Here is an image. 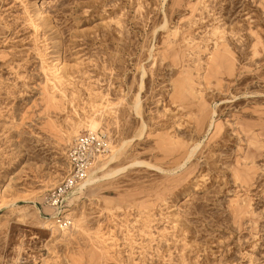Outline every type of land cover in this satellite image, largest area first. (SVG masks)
I'll use <instances>...</instances> for the list:
<instances>
[{
    "label": "rangeland",
    "instance_id": "rangeland-1",
    "mask_svg": "<svg viewBox=\"0 0 264 264\" xmlns=\"http://www.w3.org/2000/svg\"><path fill=\"white\" fill-rule=\"evenodd\" d=\"M0 264H264V0H0Z\"/></svg>",
    "mask_w": 264,
    "mask_h": 264
},
{
    "label": "built area",
    "instance_id": "built-area-1",
    "mask_svg": "<svg viewBox=\"0 0 264 264\" xmlns=\"http://www.w3.org/2000/svg\"><path fill=\"white\" fill-rule=\"evenodd\" d=\"M108 137L105 131H88L76 137L68 152L69 173L61 183L50 189L43 207L62 212L69 196L86 181L99 158L110 151Z\"/></svg>",
    "mask_w": 264,
    "mask_h": 264
},
{
    "label": "bare ground",
    "instance_id": "bare-ground-1",
    "mask_svg": "<svg viewBox=\"0 0 264 264\" xmlns=\"http://www.w3.org/2000/svg\"><path fill=\"white\" fill-rule=\"evenodd\" d=\"M57 78L59 79L60 77H57ZM139 108H140V103L137 104V109H139ZM100 124H101V121L97 117H91L87 121V127H88V129L91 130V131H94V132L97 129L100 128ZM75 132H77V130H75ZM125 144H126V141L123 142L116 149L112 150L113 151L112 154L110 156L106 157L104 159V161H102V162L99 161L100 163L95 167V169L91 172V174L88 176V178L86 179V181L79 188L81 190V192H84V190L87 187H92L93 185L97 184L99 181H101L103 179H108V178L113 177L115 175H118L121 171H123L124 169H126V166L127 165L126 166H123V167H119V166H116V165L114 166L113 165V164H115V162L118 161V158H119V156H120V154L122 152V149L124 148ZM145 162L142 160L141 163L144 164ZM138 163H140V162L137 161V164ZM132 164H136V163L133 162ZM34 207H37V206L34 205ZM57 215L58 214H56V216ZM27 216H29V214H27ZM56 216L54 215L53 217H56ZM44 219H46V218H44ZM51 222H53L52 219L43 220L42 221V225L44 227H50V228H52L53 226H51Z\"/></svg>",
    "mask_w": 264,
    "mask_h": 264
}]
</instances>
